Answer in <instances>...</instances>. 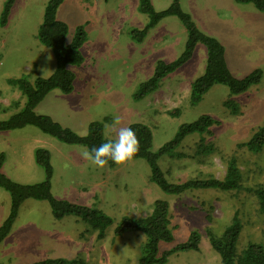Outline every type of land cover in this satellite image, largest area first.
Masks as SVG:
<instances>
[{"label": "rangeland", "instance_id": "1", "mask_svg": "<svg viewBox=\"0 0 264 264\" xmlns=\"http://www.w3.org/2000/svg\"><path fill=\"white\" fill-rule=\"evenodd\" d=\"M48 0H15L6 25L0 24V120L8 118L26 103L9 79L50 76L56 68L52 49L38 39ZM172 0H152L157 10ZM5 0H0V16ZM140 0H63L58 18L69 26L71 42L78 26H84L87 40L81 47L84 60L69 65L75 73L73 89H52L36 107L78 134L85 135L90 124H105V136L115 140L113 121L120 127L143 123L153 133L152 151L171 141L183 123L203 114L215 123L204 132L188 135L159 165L172 183L224 177L228 163L240 166V188L193 187L181 194L163 191L149 179L146 159H132L103 169L82 157L87 147L68 144L44 133L34 125L0 131V153L6 156L2 171L22 183L45 179L35 160V149L46 148L54 167L53 192L58 198L98 208L113 219L103 238L90 223L74 215L55 219L46 200L27 199L6 238L0 243V264H25L47 258H67L73 264H139L147 237L140 231L115 234L124 217L147 216L156 201L169 202L170 242H160V253L186 241L192 232L201 236L200 250L179 251L165 264H220L210 243L209 232L221 236L240 219L242 231L237 247L241 252L250 242L264 245V215L251 190L264 183V147L259 152L238 145L250 140L264 126V12L252 3L236 0H184L199 27L225 47L228 66L237 77L256 69L263 71L257 84L242 93H232L224 84L213 85L203 99L191 102V85L205 70L207 48L197 44L184 65L169 73L161 86L140 100L134 93L141 82L151 78L159 61L170 62L183 52L187 31L170 16L152 28L143 41L130 30L141 29L148 16L139 9ZM52 59L49 60L48 57ZM18 102V103H16ZM229 102V105L226 103ZM16 103V104H15ZM179 108L180 115L170 111ZM11 196L0 187V226L8 217Z\"/></svg>", "mask_w": 264, "mask_h": 264}, {"label": "trees", "instance_id": "2", "mask_svg": "<svg viewBox=\"0 0 264 264\" xmlns=\"http://www.w3.org/2000/svg\"><path fill=\"white\" fill-rule=\"evenodd\" d=\"M181 1L172 0L168 7L159 11L155 8L152 0H140L139 9L148 16V22L141 29L134 28L130 30V35L134 40L143 41L148 32L161 20L173 16L185 27L187 41L183 52L178 58L170 62L163 60L158 62L154 75L148 80L141 82L134 93V98L140 100L156 91L161 86L165 76L192 58L199 43H203L206 46L208 56L204 72L191 85L190 97L192 103L201 101L205 93L217 83L226 85L232 93L245 92L252 85L259 83L263 77L261 69H256L244 77H237L232 73L226 60L224 45L219 39L207 34L197 25L192 15L183 8ZM236 1L252 3L257 9L264 12V0ZM14 2L15 0H5L0 16L1 25L7 24ZM62 2L63 0L47 1L44 19L38 31L40 42L49 46L55 55L56 68L50 76L38 77L34 81L26 77L8 80L10 84L15 85L20 90L22 96L26 98V103L8 118L0 120V131L34 125L61 142L83 145L90 150L92 147L99 146L102 142L110 140L105 136L104 122H92L88 132L82 135L67 126H63L60 122L53 119L52 116L39 114L35 110L52 89L59 88L63 92H70L73 89L75 73L69 69V65H79L84 60L81 47L87 40V31L84 26H78L72 41L67 42L69 26L65 21L59 19L57 15ZM226 104L229 105V102ZM170 113L172 115H180L181 110L176 108ZM215 122L211 115L203 114L192 122L183 123L174 138L157 151H152L153 133L151 128L143 123H132L129 127L136 132L140 141L139 152L133 159H146L150 166L149 179L163 191L170 194H181L193 187L240 188V182L242 181L241 169L235 159L228 163L226 173L222 178L212 177L206 180H189L181 183L170 182L159 165V158L165 154L172 153L188 135L207 131ZM238 146L259 152L264 147V126L260 127L250 140ZM5 159V154L3 152L0 153V187L9 192L11 208L8 217L0 226V243L11 231L23 202L31 198L46 200L55 219L61 220L66 216L74 215L95 227L98 230L99 238L104 237L106 229L113 223V219L110 216L98 208L73 203L54 195L52 182L54 167L51 163V153L48 149L43 147L35 149V160L44 168L46 174L44 180L35 183L18 182L6 175L2 171ZM109 166L115 167L117 164L109 161ZM251 190L255 193L259 210L264 215V183ZM169 224V202L167 200H158L151 214L133 218L124 217L116 226L115 234L121 235L128 231H140L146 235L147 242L139 264H165L168 258L176 252L200 250L201 236L197 231H194L186 241L160 253V242L173 240ZM241 231L242 223L236 215L234 222L225 229L221 236H215L209 232L210 243L220 256V264H264V245L262 243L250 242L244 250L241 252L238 250L237 243ZM25 264H73V261L59 257ZM77 264L84 263L79 261Z\"/></svg>", "mask_w": 264, "mask_h": 264}, {"label": "clouds", "instance_id": "3", "mask_svg": "<svg viewBox=\"0 0 264 264\" xmlns=\"http://www.w3.org/2000/svg\"><path fill=\"white\" fill-rule=\"evenodd\" d=\"M52 59L51 56L48 57ZM46 68H42V77L47 74ZM121 119L116 116L113 121V131L116 132L115 140H106L99 146L85 150L82 157L93 166L103 169L109 165V161L117 165H123L131 161L139 152L140 141L136 132L131 127H120Z\"/></svg>", "mask_w": 264, "mask_h": 264}, {"label": "crops", "instance_id": "4", "mask_svg": "<svg viewBox=\"0 0 264 264\" xmlns=\"http://www.w3.org/2000/svg\"><path fill=\"white\" fill-rule=\"evenodd\" d=\"M182 2V6H183V8L185 9V10H187L191 15H192V12L186 7H184V5H183V2H184V0H182L181 1ZM193 16V15H192ZM195 19V18H194ZM196 20V19H195ZM197 25H198V22H197ZM199 26V25H198Z\"/></svg>", "mask_w": 264, "mask_h": 264}]
</instances>
